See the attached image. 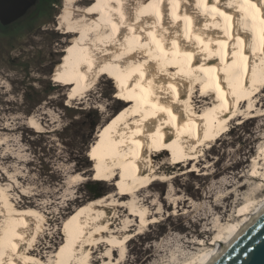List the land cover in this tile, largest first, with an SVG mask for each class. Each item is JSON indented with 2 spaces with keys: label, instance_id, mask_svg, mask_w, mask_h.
Returning a JSON list of instances; mask_svg holds the SVG:
<instances>
[{
  "label": "bare ground",
  "instance_id": "1",
  "mask_svg": "<svg viewBox=\"0 0 264 264\" xmlns=\"http://www.w3.org/2000/svg\"><path fill=\"white\" fill-rule=\"evenodd\" d=\"M58 25L72 39L56 79L71 88L69 99L82 96L100 75L123 87L126 104L89 151L92 180H113L116 191L72 212L69 239L46 260L28 248L37 212L9 204L0 193V264H90V251L100 246L102 264H112L116 248L132 237L128 222L154 221L138 193L196 170L201 150L228 130L241 102L253 112L264 82V0H64ZM28 122L39 129L34 117ZM187 164L193 168L171 176ZM123 205V229L110 228L109 215ZM263 206L230 225L198 264L225 249Z\"/></svg>",
  "mask_w": 264,
  "mask_h": 264
},
{
  "label": "rangeland",
  "instance_id": "2",
  "mask_svg": "<svg viewBox=\"0 0 264 264\" xmlns=\"http://www.w3.org/2000/svg\"><path fill=\"white\" fill-rule=\"evenodd\" d=\"M63 9L64 0H56L16 38L13 51L0 57V193L9 204L37 212L28 248L44 260L69 239L72 212L116 191L113 180H92L89 151L104 124L126 104L123 87L106 74L72 100L71 88L56 81L72 42L58 28ZM256 90L253 112L241 102L228 130L201 150L196 170L174 176L193 168L181 165L174 178L138 193L154 221L128 222L132 237L116 248L112 264H198L230 225L263 204L264 82ZM192 93L199 95V87ZM200 100L195 98L199 105ZM30 116L39 129L30 127ZM125 205L109 215L110 228L123 229ZM105 251L103 246L90 251V264H102Z\"/></svg>",
  "mask_w": 264,
  "mask_h": 264
},
{
  "label": "water",
  "instance_id": "3",
  "mask_svg": "<svg viewBox=\"0 0 264 264\" xmlns=\"http://www.w3.org/2000/svg\"><path fill=\"white\" fill-rule=\"evenodd\" d=\"M3 4L6 6L5 0ZM22 13L23 9L17 10L16 17ZM208 264H264V206Z\"/></svg>",
  "mask_w": 264,
  "mask_h": 264
},
{
  "label": "flooded vegetation",
  "instance_id": "4",
  "mask_svg": "<svg viewBox=\"0 0 264 264\" xmlns=\"http://www.w3.org/2000/svg\"><path fill=\"white\" fill-rule=\"evenodd\" d=\"M0 0V57L11 53L16 38L25 30L34 26L35 22L46 16L56 0ZM16 17L17 10H22ZM5 10V11H4Z\"/></svg>",
  "mask_w": 264,
  "mask_h": 264
},
{
  "label": "trees",
  "instance_id": "5",
  "mask_svg": "<svg viewBox=\"0 0 264 264\" xmlns=\"http://www.w3.org/2000/svg\"><path fill=\"white\" fill-rule=\"evenodd\" d=\"M98 122H99V119H97V120L94 121L93 126H92V129H94L97 126Z\"/></svg>",
  "mask_w": 264,
  "mask_h": 264
},
{
  "label": "snow or ice",
  "instance_id": "6",
  "mask_svg": "<svg viewBox=\"0 0 264 264\" xmlns=\"http://www.w3.org/2000/svg\"><path fill=\"white\" fill-rule=\"evenodd\" d=\"M262 41H264V36L261 37Z\"/></svg>",
  "mask_w": 264,
  "mask_h": 264
}]
</instances>
